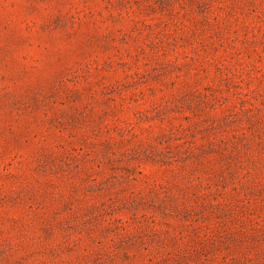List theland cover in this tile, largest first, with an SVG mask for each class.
Returning <instances> with one entry per match:
<instances>
[{
    "label": "rangeland",
    "instance_id": "1",
    "mask_svg": "<svg viewBox=\"0 0 264 264\" xmlns=\"http://www.w3.org/2000/svg\"><path fill=\"white\" fill-rule=\"evenodd\" d=\"M0 264H264V0H0Z\"/></svg>",
    "mask_w": 264,
    "mask_h": 264
}]
</instances>
